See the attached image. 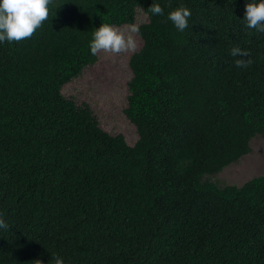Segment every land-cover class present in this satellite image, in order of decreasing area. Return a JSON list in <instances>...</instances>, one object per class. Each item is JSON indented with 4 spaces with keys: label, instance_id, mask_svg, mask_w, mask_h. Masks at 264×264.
Instances as JSON below:
<instances>
[{
    "label": "trees",
    "instance_id": "16d2710c",
    "mask_svg": "<svg viewBox=\"0 0 264 264\" xmlns=\"http://www.w3.org/2000/svg\"><path fill=\"white\" fill-rule=\"evenodd\" d=\"M246 2L53 0L30 38L0 44V264H264V176L210 179L264 137V33L246 27ZM181 5L184 32L167 20ZM139 10L129 145L62 89L98 61L92 33Z\"/></svg>",
    "mask_w": 264,
    "mask_h": 264
},
{
    "label": "rangeland",
    "instance_id": "374dc122",
    "mask_svg": "<svg viewBox=\"0 0 264 264\" xmlns=\"http://www.w3.org/2000/svg\"><path fill=\"white\" fill-rule=\"evenodd\" d=\"M147 21V14L139 10L134 25L139 27ZM129 26L114 27L128 34ZM131 35L137 43L135 50L118 55L99 52L98 61L87 67L80 77L65 85L62 92L66 98L72 99L78 105H89L103 130L111 135L122 134L129 145H134L138 140V133L125 116L124 109L129 94L128 83L133 76L129 60L143 42L138 34ZM259 176H264L263 136H256L251 141V152L248 155L210 179L221 187H240Z\"/></svg>",
    "mask_w": 264,
    "mask_h": 264
},
{
    "label": "clouds",
    "instance_id": "9594fccd",
    "mask_svg": "<svg viewBox=\"0 0 264 264\" xmlns=\"http://www.w3.org/2000/svg\"><path fill=\"white\" fill-rule=\"evenodd\" d=\"M53 0H0V44L19 42L30 38L33 33L42 27L43 22L49 18V6ZM153 16H164V8L153 2L146 10ZM191 9L181 5L167 13V20L171 21L178 32H184L189 26ZM243 21L246 27L259 33H264V0H247L245 3V14ZM131 33L139 34L136 25H130L128 34L125 31L114 27L111 24H101L93 33L89 42V49L92 55L97 53L110 52L121 54L128 50H135L136 40ZM230 55L236 57L235 65L238 68H247L253 63L247 50L240 47H233ZM8 224L0 213V230L7 229ZM54 264H65L62 256L53 257ZM37 264H42L36 260Z\"/></svg>",
    "mask_w": 264,
    "mask_h": 264
}]
</instances>
